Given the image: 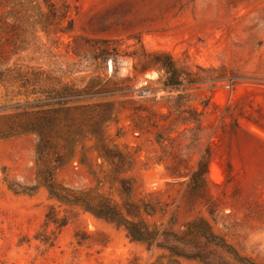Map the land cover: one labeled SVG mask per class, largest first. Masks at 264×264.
<instances>
[{
  "label": "rangeland",
  "instance_id": "374dc122",
  "mask_svg": "<svg viewBox=\"0 0 264 264\" xmlns=\"http://www.w3.org/2000/svg\"><path fill=\"white\" fill-rule=\"evenodd\" d=\"M68 2L61 21L43 0H0V264H152L167 253L41 183L39 134L23 129L69 85L89 84L114 93L105 137L127 158L84 137L55 179L120 207L126 179L151 228L179 232L202 217L264 264V0ZM159 58L174 60L181 84ZM26 103L35 107L17 108ZM67 122L64 111L52 139H69ZM204 155L208 172L193 181Z\"/></svg>",
  "mask_w": 264,
  "mask_h": 264
},
{
  "label": "trees",
  "instance_id": "16d2710c",
  "mask_svg": "<svg viewBox=\"0 0 264 264\" xmlns=\"http://www.w3.org/2000/svg\"><path fill=\"white\" fill-rule=\"evenodd\" d=\"M44 3L56 10L62 21L70 12L68 0H43ZM72 19L69 25L72 26ZM100 53H107L100 49ZM168 59V61H167ZM169 72L170 84H181L182 80L173 59H158ZM105 80V79H104ZM102 83V80H100ZM105 83H107L105 81ZM101 84H89L82 89L69 85L68 98L64 101L56 100L49 103V110L45 115L39 116L34 112L31 121L24 131H35L39 134L37 143V159L39 163V178L47 187L49 193L59 201L67 204L81 205L85 210L97 217L106 218L123 225L129 237L147 243L148 249L155 244L167 251L161 254L152 264H181L180 258L195 259L204 264H262L250 257L241 254L236 246L230 243L223 235L213 231L211 224L205 218L199 217L188 221L181 231L172 229H153L141 218V211L146 208L131 200L132 187L126 179H121L123 203L121 207L111 198L97 191H76L59 183L55 179V170L66 160H70L75 153L76 146L81 138L94 136L100 142L104 153L114 159L124 161L127 156L121 152H115L106 142L105 127L109 121L117 115L116 102L111 99L112 91H107ZM56 93H59L58 90ZM28 106L34 108L31 103L18 104L17 108ZM69 114V122L66 123L69 139L66 142L52 139V133L58 130L61 121V113ZM37 114V115H36ZM35 115V116H34ZM51 136V137H50ZM114 162V161H113ZM199 169L193 173L192 179L196 181L198 176L208 172V162L205 155L199 161ZM36 186V185H35ZM25 187L23 191L35 190L37 187ZM23 186L19 185V188ZM47 219L58 223L50 214ZM66 222H60L64 225ZM78 235V234H77ZM41 240L55 244L56 238L51 235H43Z\"/></svg>",
  "mask_w": 264,
  "mask_h": 264
}]
</instances>
